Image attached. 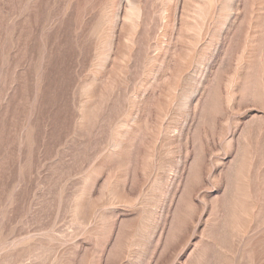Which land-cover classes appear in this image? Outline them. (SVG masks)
I'll list each match as a JSON object with an SVG mask.
<instances>
[{
  "label": "rangeland",
  "instance_id": "374dc122",
  "mask_svg": "<svg viewBox=\"0 0 264 264\" xmlns=\"http://www.w3.org/2000/svg\"><path fill=\"white\" fill-rule=\"evenodd\" d=\"M0 264H264V0H0Z\"/></svg>",
  "mask_w": 264,
  "mask_h": 264
}]
</instances>
